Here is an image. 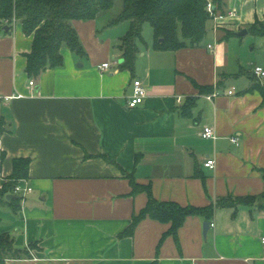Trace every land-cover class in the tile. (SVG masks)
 Instances as JSON below:
<instances>
[{
    "label": "crops",
    "instance_id": "crops-1",
    "mask_svg": "<svg viewBox=\"0 0 264 264\" xmlns=\"http://www.w3.org/2000/svg\"><path fill=\"white\" fill-rule=\"evenodd\" d=\"M223 7L235 14L211 18L199 45L159 50L155 34H143L132 70L121 68L126 25L112 32L102 12L75 19L86 55L63 45L64 64L33 76L32 35L0 20V186L14 159L27 157L29 176L18 183L32 187L17 212L0 205V232L20 248L37 244L5 264H264V96L253 74L264 66V35L252 30L264 22V0ZM136 78L148 95L130 107ZM205 126L215 138L202 136ZM127 173L158 200L213 206L212 217L189 216L160 246L170 223L151 217L120 236L148 202L147 192L132 194Z\"/></svg>",
    "mask_w": 264,
    "mask_h": 264
},
{
    "label": "trees",
    "instance_id": "trees-1",
    "mask_svg": "<svg viewBox=\"0 0 264 264\" xmlns=\"http://www.w3.org/2000/svg\"><path fill=\"white\" fill-rule=\"evenodd\" d=\"M116 0H0V20L16 21L22 25L27 35H32V48L25 54L27 58L26 71L28 75H38L47 68L60 67L64 58L60 51L63 45L69 46L76 54L84 56L86 50L80 36L73 25L75 19H94L102 11L109 10ZM120 13L110 20L107 27H115L126 23V32L119 40L122 51L121 68L133 69L139 43L144 42V25L152 26L155 34V48L176 50L188 45L200 44L208 33V21L212 18L207 10L208 0H121ZM216 14H226L223 0H212ZM253 32L264 35V22L253 25ZM261 82V81H260ZM264 83V82H263ZM258 87L264 96V84ZM4 118L0 116V132L3 130ZM5 153H0V172ZM30 159L16 158L13 161V172L8 180L0 186V205L7 204L17 212L21 209L22 196L15 194V186L19 180L28 178ZM130 177L132 194L145 191L148 194L147 204L132 217L130 225L120 236L134 234L139 222L151 217L164 223H170L169 229L163 233L158 246L165 237L173 235L177 238L178 230L185 220L192 215H203L211 218L214 207L183 206L173 200H158L154 197L150 184H140ZM264 179V173H263ZM8 194L15 197L7 198ZM264 200V192L261 194ZM244 197L235 198L241 201ZM255 196L244 199L253 202ZM227 198H219L218 203L233 204ZM264 207V201L260 203ZM37 246H15L14 238L9 232H0V264L7 259L31 257V251Z\"/></svg>",
    "mask_w": 264,
    "mask_h": 264
},
{
    "label": "built area",
    "instance_id": "built-area-1",
    "mask_svg": "<svg viewBox=\"0 0 264 264\" xmlns=\"http://www.w3.org/2000/svg\"><path fill=\"white\" fill-rule=\"evenodd\" d=\"M214 3L212 2V0H208L207 3V10L210 13V15L212 16L213 19H219V18H223L225 16H230V15H234L235 12L232 10H228V12L226 14H216L214 11ZM101 70H107L110 67V62H104L102 63L100 66ZM253 74L257 77V79L259 81H261L262 83L264 82V66L260 65V64H256L253 66ZM31 84H33V81L30 82ZM235 90V87H232L228 92L229 94H232ZM148 95V91L147 88L145 87L144 83L142 82V80L140 79H134L133 81V91L132 94L130 95V98L128 99V105L130 107H135L137 105H139L140 103H142L145 98ZM178 100H180V98H178ZM202 136L204 138H215L216 137V133L215 130L212 126H205L204 130L202 132ZM232 141L233 142H237L238 138L237 137H232ZM204 165L210 168L215 167L216 165V159L215 158H207V160L204 162ZM32 190V187L30 186H24L22 184H17L15 186V193H17L18 195L21 196H25L26 193L30 192ZM212 225H214L212 223ZM262 243L264 245V236L262 237Z\"/></svg>",
    "mask_w": 264,
    "mask_h": 264
},
{
    "label": "rangeland",
    "instance_id": "rangeland-1",
    "mask_svg": "<svg viewBox=\"0 0 264 264\" xmlns=\"http://www.w3.org/2000/svg\"><path fill=\"white\" fill-rule=\"evenodd\" d=\"M121 9H122V1L121 0H116L115 1V4H114V6L112 7V8H110L109 10H105V11H102V15L101 16H104L103 18L105 19V18H107V20H108V22L111 20V19H113V18H115L119 13H120V11H121ZM102 18V17H101ZM125 24L126 23H123L122 25H120V26H125ZM107 28V27H106ZM112 28H114V27H112ZM109 29V30H111L112 32H116V29L114 28V29ZM125 28V27H124ZM124 28H119V32H123V30H124ZM126 30H127V28H126ZM116 33H118V32H116ZM143 34H144V36L146 37V39L148 40V41H153V38H154V32H153V28L151 27V25H149L148 23H146L145 25H144V30H143ZM251 36H253L254 38H259V37H257V36H255V35H252L251 33H250V37Z\"/></svg>",
    "mask_w": 264,
    "mask_h": 264
},
{
    "label": "water",
    "instance_id": "water-1",
    "mask_svg": "<svg viewBox=\"0 0 264 264\" xmlns=\"http://www.w3.org/2000/svg\"><path fill=\"white\" fill-rule=\"evenodd\" d=\"M241 33H246V30H243V32ZM16 195L15 194H8L7 195V198H12V197H15ZM211 222L210 221H205L204 222V234H206V230L208 229V226H210Z\"/></svg>",
    "mask_w": 264,
    "mask_h": 264
}]
</instances>
